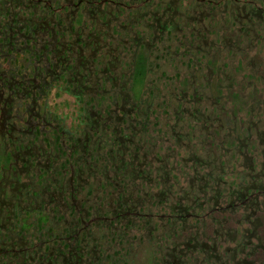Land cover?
<instances>
[{
	"label": "flooded vegetation",
	"instance_id": "af4514ba",
	"mask_svg": "<svg viewBox=\"0 0 264 264\" xmlns=\"http://www.w3.org/2000/svg\"><path fill=\"white\" fill-rule=\"evenodd\" d=\"M262 23L264 0H0V103L6 98L1 146L15 158L0 178V264H127V246H138L137 231L146 230L151 238L155 230H165L170 236L172 230L185 231L189 217L199 219L205 209L214 215L209 227L219 237H184L175 242L185 245L179 257L174 248L161 264H194L181 259L203 247L213 251L204 262L220 264L217 241L224 234L238 241L226 226L238 212L248 227L227 258L234 264H264V231H257L264 229L258 216H264V131L249 126L246 135L233 138L232 131L242 129L236 122L222 123L229 112L222 111L220 84L214 89L197 74L202 58L215 48L212 35L230 46L224 40L259 37ZM158 38L162 45L172 44L165 63L159 51L165 45L157 49ZM147 54L155 85L144 99L149 78L139 88L136 74L138 60ZM173 63L176 72H168ZM163 80L169 82L161 88ZM128 81L134 88L127 91ZM53 93L72 96L78 111L53 110ZM191 126L205 134L190 146ZM222 129H227L223 138ZM184 143L186 156L176 157L175 147ZM230 161L244 169L229 172ZM178 165L190 179L174 198L173 185L166 182ZM32 166V180H42L36 188L19 180ZM225 178L235 183L223 189ZM142 183L163 187L147 192ZM98 192L100 200L94 202ZM146 203L168 207L169 222L159 215L156 227ZM25 210L37 220L35 232L28 234ZM99 225L105 232L95 230ZM110 239L117 247H108Z\"/></svg>",
	"mask_w": 264,
	"mask_h": 264
},
{
	"label": "rangeland",
	"instance_id": "374dc122",
	"mask_svg": "<svg viewBox=\"0 0 264 264\" xmlns=\"http://www.w3.org/2000/svg\"><path fill=\"white\" fill-rule=\"evenodd\" d=\"M243 1V0H242ZM186 6H182V9H185ZM188 9H190V3H188ZM181 13H178L175 17L178 19L180 18ZM229 14V12H228ZM222 18L220 17L219 20H217V24L220 23V20ZM262 27L264 26V24H261ZM220 34H223L222 32H220ZM263 34V35H262ZM260 34L259 37L253 36L252 38L249 39H245L243 37H241L239 39V41L233 43L234 39L232 40V38H228L226 40H224V42H227V40L231 41L230 42V46H228L227 44L225 45V43H223L222 41L220 42V38L216 35H212L210 37V41L214 40L216 41L215 44V48H217L215 50V48L213 50H209L206 53L207 57H204V59L202 58V63H201V67L199 68V71H197L198 75H201L202 80L199 81H203L204 83L209 84L211 87H214V89L217 88V85L220 84V99H221V105L224 108V111H228L229 114H223L222 115V123L227 126L230 127V125L233 122L237 123V127H241L242 130H237V131H232L233 132V138L239 137V136H244L246 135L244 132L247 131L248 127H252L254 129V126L257 125V129H255L256 131H264V33ZM167 35V34H166ZM228 34H226L227 36ZM229 36H233L232 33H230ZM149 37H147L148 39ZM163 44V40L161 38H158V41L156 42V46L157 49H159V47H164V50H159L160 51V60L162 59V62L165 63V61L170 60L169 58H171L170 54H167L166 51L170 50V46L172 44ZM228 46L229 48H226ZM211 47V46H210ZM209 47V49H210ZM174 62V60H173ZM6 64H4L5 67ZM218 67L220 68V72L218 73ZM190 73L192 71V68H189ZM187 70V67H184V69L181 72H185ZM168 72H176V70L174 69V63H173V67H171ZM210 72H212V74H210ZM163 73L161 72V74H158V76L162 75ZM184 73H181L180 75H183ZM211 75V76H210ZM154 79V75L153 73H151V76L149 78V81L147 83V86L145 87V92L144 94L141 96V98L143 97L144 99H147L148 95H152L153 93V86L155 85V81L151 82V79ZM182 78V77H181ZM206 79V80H205ZM169 82L168 80L165 81H160V86L161 88L164 87L167 83ZM127 83V91L129 88H134L131 84V82H126ZM141 85V84H140ZM151 87V88H150ZM201 85L197 84V88L198 90H200ZM142 89V88H141ZM212 89V88H211ZM210 89L207 87V89L205 90L206 94L207 91H209ZM213 90V89H212ZM130 92V90H129ZM213 92V91H212ZM214 93V92H213ZM5 97L3 98L2 102L0 103V119H1V108L4 106V101H5ZM51 104L53 107V110H55L56 112H58L61 115H64V113L67 112H74V111H78L79 109V105L76 104L75 99L72 96H69L68 94H63L61 97L57 96L56 94L53 93L52 97H51ZM208 104H213V103H206V105ZM10 106V105H9ZM210 106V105H209ZM204 108V106H202V109ZM232 110H234V112H232ZM204 113L208 114V109L202 110ZM161 117L162 119L166 118V116L161 112ZM16 121V119L14 120ZM11 120V122H14ZM162 121V120H161ZM1 124V122H0ZM196 124V123H195ZM194 124V125H195ZM9 125V124H8ZM156 125V123H155ZM198 125H200V123H198ZM3 128L2 125H0V178L2 177L3 171H6V169H10V167L8 166L9 163H11V161H14L15 158L11 155L10 156V150H6L3 149L1 146V131L3 132ZM190 139L189 140H185L190 146L192 144L198 143V141H201V135L204 136L205 132L204 130H199V128L194 129L193 126L190 127ZM222 138L225 137L227 135V129H222L220 131ZM15 135H17L18 137L20 136V134L15 133ZM239 135V136H238ZM5 137L8 138L7 133L5 132ZM260 141V139H259ZM256 142V145L258 146V142ZM183 146V147H182ZM180 147H175L174 144L172 145V147H175V155L176 157H180L181 155L186 156V143H184V145H182ZM208 145H205V149L203 150V152H206L208 150ZM196 149V147H195ZM215 149V153H219L220 154V150L218 147L214 148ZM200 151V150H199ZM201 152V151H200ZM190 153V150H189ZM191 155V154H190ZM215 156V155H213ZM225 158H223L224 162ZM10 161V162H9ZM4 164V168L2 169V166ZM230 168L227 169L229 172H233V169H238V171H242L244 169V167H242L241 165L238 164V162H234L230 161L229 163ZM228 168V167H227ZM224 167L220 168V170H216L217 174H220L221 172L223 173L224 171ZM34 166H32V169L29 173H27V175H25L24 177H21V179H19L20 181L25 180L29 181L30 183L32 182L33 185L35 186V188L42 183V180H32L33 178H35L34 174ZM226 170V173H227ZM7 173V172H6ZM185 174H188L187 169H185L182 165H178V167L173 171V179L172 181H168L166 182L167 186H172V192H173V197H179L183 192H181L183 189L185 190L188 187V179H190V174H188V176H184ZM184 176V177H183ZM175 177V178H174ZM10 179H13L12 177H10ZM227 180V182L222 183V188L224 189L225 186H229L230 184L228 183H235L232 182V180H230V178H225ZM229 181V182H228ZM133 185H140L139 181H132ZM145 184V185H144ZM14 185V184H13ZM12 185V186H13ZM98 189H99V185ZM142 186L144 187L145 191L146 189L148 190L147 192H159L162 189V185L157 184L155 186V184L153 183V186L150 187L148 183H142ZM28 188L30 189L31 186L30 184L28 185ZM52 189V188H51ZM139 190H141L139 188ZM103 192V191H102ZM144 193V191H143ZM94 202L100 200L101 194L100 192H98L97 194H94ZM192 197V195H191ZM6 199H9V195H6ZM144 202H147L146 199L143 200ZM102 202V201H101ZM191 202V201H190ZM23 203L25 204V196H24V200ZM103 203V202H102ZM148 203L145 204V206L143 207L145 210H149L147 213H153L155 220H156V227L158 225H160V223L162 222L159 219V215H165V217L163 218L164 222H169L170 220V216L169 214L171 213L170 209L168 207L165 206H161V205H152L151 208L148 207ZM168 208V209H167ZM36 209V208H35ZM33 209L34 211L32 213V215L35 214L36 210ZM200 210V209H199ZM195 211H198L197 209ZM199 212V211H198ZM208 209L204 210V215L200 214L201 217H199V219H196L195 217H189L188 221H187V229L185 231L183 230H172V235H167L164 232H166L165 230H163V232H159V230H155L153 232V235L151 238L148 237V232L146 230L140 229V231H137L139 235V233L141 234L139 241H137L136 244H138V246H130L128 245V243H126L125 245H128L127 247H129L130 249V254L131 255H127V260L129 263L127 264H161V260L163 259H168L167 258V252H170V250L172 249H177L175 252V255L177 257H179L180 253L179 251H181L182 249L185 248V245H179L177 247L175 242H179L181 241L184 237H198L201 241L203 239H205L206 235H211V237H219L216 233L215 228L209 227L210 222H212L213 220L211 219L212 216L214 215H210L208 213ZM30 212L25 210V218H24V229L26 231V233H32L35 232V229H33V227L35 225H37V220L34 216L31 215ZM48 214V213H46ZM227 215V214H226ZM226 215H222L226 216ZM228 219L230 217V215L228 214ZM235 218H231L228 221V224L226 225L228 228L232 229L233 233L237 234L238 237V241H233L231 240L229 237H227L225 234L223 238H221V240L217 241V252L219 254L220 258V264H234V262L232 260H228L227 257H229V255L233 252V248H235L237 245H239V243L241 242V239L243 238V236L245 235V228L248 227V224L245 221L244 218V213L242 212H238L235 213ZM261 218V221L264 222V216L263 215H258ZM239 218H241L242 222L238 223ZM209 223V224H208ZM27 224V225H25ZM218 227V226H217ZM95 230L98 231H102L105 232V230L101 227V225L97 226V228L95 227ZM37 231V230H36ZM116 231V230H115ZM257 231H264V229L259 228V230ZM223 233V231H221ZM206 233V235H205ZM135 234V235H136ZM158 234H162L161 238L156 241V236H158ZM174 234V235H173ZM244 234V235H243ZM134 235V233H133ZM143 235V236H142ZM224 239V240H223ZM208 242V240H207ZM256 242V240H255ZM105 243V242H104ZM103 243V245H104ZM107 244H111V246H108L110 248L113 249L112 245H114L115 247H117V245L114 244L113 240L110 239L109 241H107ZM130 244V243H129ZM102 245V246H103ZM101 246V248H102ZM107 246V245H106ZM107 247V248H108ZM123 247V246H121ZM209 253L206 252L208 251L206 247H203V250L200 249V252L194 251L192 254L187 253L185 255V257H183L181 260L184 259H188L189 262L193 261L194 264H211V263H206L204 262V258L209 256V254H213V251L211 250V248L209 249ZM238 251H240V249H238ZM107 253H110L109 248L106 251ZM246 252V249H245ZM174 253V252H173ZM244 253V252H243ZM102 255V253H100ZM240 254V252H239ZM240 258H245V254H241L239 256ZM212 259V258H211ZM109 263V260L107 261L106 264ZM168 264V263H167ZM173 264V263H171Z\"/></svg>",
	"mask_w": 264,
	"mask_h": 264
},
{
	"label": "trees",
	"instance_id": "16d2710c",
	"mask_svg": "<svg viewBox=\"0 0 264 264\" xmlns=\"http://www.w3.org/2000/svg\"><path fill=\"white\" fill-rule=\"evenodd\" d=\"M150 59L147 56L142 55L141 58L138 60V67L137 70L139 71V74L137 73L136 77V85L137 87L143 86L145 79L150 78L149 76V66H150ZM141 84V85H140ZM163 168V167H162ZM164 172V169L161 171ZM196 172L199 173V170H196Z\"/></svg>",
	"mask_w": 264,
	"mask_h": 264
}]
</instances>
